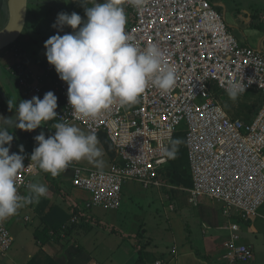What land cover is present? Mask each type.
Masks as SVG:
<instances>
[{
  "label": "built area",
  "instance_id": "1",
  "mask_svg": "<svg viewBox=\"0 0 264 264\" xmlns=\"http://www.w3.org/2000/svg\"><path fill=\"white\" fill-rule=\"evenodd\" d=\"M122 4L133 17L126 30L130 42L141 50L157 45L164 64L176 69V84L166 94L149 85L134 106L114 103L95 119H78L68 104L67 84L55 72L54 90L63 100L55 121L104 133L118 153L116 163L107 170L70 164L66 170L72 172V186L89 195V206L116 209L124 184H158L157 170L168 162L163 149L184 125L191 184L181 189L188 194V203L196 206L207 198L223 204L226 213L257 215L264 205V102L254 120L244 123L225 112L214 87L226 93L227 81L240 79L247 85L244 94L250 89L264 93V54L242 46L208 0H146L143 9L127 0ZM26 75L17 74L19 84L29 89ZM30 163L24 162L25 168ZM38 170L37 166L20 173L19 194L27 190ZM228 229L225 258L230 263L253 261L252 251L238 243L239 226L232 224ZM12 242L3 222L0 256Z\"/></svg>",
  "mask_w": 264,
  "mask_h": 264
},
{
  "label": "clouds",
  "instance_id": "2",
  "mask_svg": "<svg viewBox=\"0 0 264 264\" xmlns=\"http://www.w3.org/2000/svg\"><path fill=\"white\" fill-rule=\"evenodd\" d=\"M80 2L86 19L76 12L58 13L53 27L62 30L66 26L73 31L64 35L58 32L43 45L47 63L67 84L68 104L78 119H95L114 103L121 107L134 106L149 85L164 94L174 88L176 69L164 64L162 50L154 44L141 50L130 42L131 37L125 31L127 16L122 6L123 0ZM127 3L143 9L146 0H127ZM17 51L18 58L13 60L14 65L20 60L19 49ZM16 68L18 72L23 70L19 64ZM246 87L240 79L229 80L225 92L230 100L236 101L244 94ZM57 106L56 95L48 91L42 99L33 96L18 104L10 99L8 108L9 111L16 108L15 120L0 117V224L17 215L20 209L39 203L47 195L46 185L32 181L26 186V194L22 195L25 191L19 194L17 177L22 171L38 166L43 172L56 177L70 164L82 160L101 171L105 166L96 133L90 131L86 134L80 127L67 121L52 125L54 135L46 138L41 132L34 137L37 147L31 153V163L27 168L23 162L25 155L22 144L19 145L20 154H9L14 137L8 129L15 126L21 131L32 132L45 122L56 119ZM183 143L180 138L170 137L169 146L163 149V156L175 159ZM223 260H227L225 255Z\"/></svg>",
  "mask_w": 264,
  "mask_h": 264
},
{
  "label": "crops",
  "instance_id": "3",
  "mask_svg": "<svg viewBox=\"0 0 264 264\" xmlns=\"http://www.w3.org/2000/svg\"><path fill=\"white\" fill-rule=\"evenodd\" d=\"M210 3L216 10L222 7L225 11V5L220 0H210ZM126 10L129 12V15L128 26L127 28H125V31L129 28L133 20L131 12L128 9ZM260 13L261 14L258 18L260 21L264 22V10L260 9ZM227 27L230 33L232 35H235L236 40L242 46L259 50L261 53L264 54V34L259 35V37H257L256 35L247 36L244 31H242L241 34L235 32V30L238 29L237 25L235 27L231 24ZM24 32L25 30H23L22 33L24 34ZM9 51H11V48ZM24 60L26 59L24 58ZM31 60L32 59L23 61L24 65L28 66L29 63H33ZM7 61L11 62L8 65H14L11 57L10 59H7ZM43 65L47 66L48 68H51L52 70H47L45 73L44 70L41 73H34L30 70V68L23 69L21 71L23 74H27L26 80L28 83L27 85L30 87L29 89H26L24 86L20 85L19 80L15 82L16 86H14L12 80L9 78V75L7 73L4 77L0 75V117L12 118L13 120H15L17 114L16 108L13 107L11 111H9L8 108V102L10 99H13L18 104L19 101L30 100L33 96L43 97L44 94L48 91H52L56 95L58 105L57 108L63 106L62 98L54 90V84L56 81L55 69H53L54 67L50 66L48 63L41 64V67ZM223 106L221 107L223 108ZM228 111L229 113L225 110V112L230 117L240 119L244 123H251L256 116L255 113H246L245 110L237 108L235 105H230L228 107ZM54 123H57V121L53 120L45 122L44 125H41L39 127V132H43L45 134V137H48L49 135H54L55 130L52 128V125ZM8 130L9 133L14 137L12 141V153L20 154L19 145L22 144L24 146L23 155H25V159L23 162L30 161L31 153L33 149L37 147L36 142L34 143L31 139L23 138L22 135H25L24 131H22L23 133L20 134L21 130L16 128L15 126L11 127ZM105 137L108 139L106 135ZM108 141L110 142L109 139ZM10 152L11 151L9 150V154H12ZM116 154L117 155H115L114 157L108 156L106 158L109 165L106 166V163L104 166L105 168H103V170L109 169L114 163H116L115 160H117L118 153L116 152ZM104 155H106L105 152H103V156ZM181 155L183 154H177L176 158L177 160L179 159V161L175 160L176 158L168 159L171 163V167L168 168V174L166 177L165 174L162 173L161 175H159L160 179L158 180V184L152 183L149 184L147 187H144L143 185L139 184V188L142 191V196L145 192L150 197H152V195L155 198L158 197L161 203L156 204V202L153 203L149 200V202L152 203V206H157L160 209V213L158 214L159 216L157 217V225H155L152 217L153 215L157 216L158 211L155 213H144L143 217H138L137 215L133 214V217L135 219L138 217L137 219L141 222V225H148L149 227V232H145L146 234L144 240L135 241L133 245L127 244L130 243V240H127V238L131 239V235L134 229L133 225L129 228L121 226L120 230H117L118 227L115 226L116 224H112V226H115L117 229H115L114 227H109L108 232H106V228H104L103 226L100 227L99 225L94 223L95 229L87 232V234H82V230H79L80 235L78 233V235L75 236V240L86 235L89 236V238H84L83 240H81V246L76 244L72 245V241L70 243H57L51 237H49L47 240H44L43 242L37 239L35 237V234L37 232L44 234L46 233V230L51 227V225H53L52 227H54L55 224H59L62 221V218L65 215V211L62 205L57 206L54 203V198L58 197H55L57 194H59L57 190L59 188H62L63 183L68 177L69 172L71 173L72 178V172L69 170H65L60 175L53 178L50 174H47L39 169L36 175L31 177V181L32 179H34L32 183H41L46 185L48 189L47 195L45 197H42L39 203H34L32 205H28L20 209L17 215L9 218L4 222L6 228L9 229L8 231L11 234L13 242L9 252L4 257L0 256V264H156L158 262H161V264H231L228 260L226 263L223 261V255H225V252L227 250L225 247V243H228L231 236V232L229 231L228 227L229 225L236 223L231 222L229 214H227L226 217V212L224 210L223 204L218 203L221 205L222 214L226 218V222L223 225H220L217 222L218 220L216 219L213 211L203 206L200 207V205H192L193 207H195L193 208L194 210L188 209L185 212L189 215L188 218H190V222H186L184 220V218H187L185 217V213L183 214V216L173 214L176 213V208L180 205L182 200H184L183 198H180V203L177 202L178 195L181 192H184L183 189L189 188L191 184L190 179L188 180L190 172L189 163L187 161L186 149L185 163L175 164L177 162L180 163L182 161L180 158ZM76 163L80 165L79 162ZM84 168L92 169L88 167ZM177 170H180L181 174L186 172L187 174L183 175L184 178L188 181H184V178L177 177V175L173 174V172ZM122 187H124V189L123 193H121L120 196L121 201L125 199L129 200L128 196L132 195L130 192L136 189H131L128 183L124 184ZM125 188L127 190H125ZM24 194H26V191L22 193V195ZM173 200H175L174 203L172 202ZM176 202L177 205H175ZM131 205L133 204L131 203ZM128 208L129 207L124 209V212L127 215L129 214ZM256 216H258L257 218L259 219V221H257L253 227H250L248 225V228L244 233L243 229L241 232L242 227L237 224L240 227V239L238 243L242 244V240V242H244L243 245L247 247L249 246L250 249L253 247L254 241H257L255 238H258L260 233L264 232V214L259 212V214H257ZM195 222L200 225V232L195 235V239L194 237H192L193 241L195 240L199 242L200 239H202L203 241L205 240L208 243L206 251L207 253H205L204 255L202 254L201 257L194 258V255L196 254H194L193 252L191 236L194 233L193 225ZM105 223L106 225H108L107 221H105ZM80 225L82 228L85 226L82 223ZM50 229V232L49 230L48 232L49 235L52 236L54 234V228ZM118 231H120L123 236L128 237L123 240V242L127 244L125 246V249L116 252L114 251V248L117 246V243L114 242L113 239L117 236ZM99 232L106 233V236L108 237L106 240L112 241L114 243L113 246H111L112 248L108 250L107 254L101 252L98 248ZM92 234H94L93 242L91 241ZM240 234L243 236H241ZM73 237L74 236L72 235V238ZM154 238L158 239V241H154ZM262 241L264 242V239ZM209 243H211L212 245L210 248ZM71 246H73V248ZM84 248H89V251L84 252ZM93 251L95 252V254H92ZM22 255H24V258H21ZM252 263H255V255L254 261Z\"/></svg>",
  "mask_w": 264,
  "mask_h": 264
},
{
  "label": "rangeland",
  "instance_id": "4",
  "mask_svg": "<svg viewBox=\"0 0 264 264\" xmlns=\"http://www.w3.org/2000/svg\"><path fill=\"white\" fill-rule=\"evenodd\" d=\"M7 0H0V33L3 31V29L6 27L8 23V6H7ZM225 5V11L224 9L218 8L217 10L223 16L224 22L227 26L233 25L238 27V29L235 30L236 33L241 34L242 31H244L247 36L256 35L259 37V35L264 34V22L259 20L260 16V9L264 10V0H220ZM98 2L102 3L100 0ZM259 8V9H257ZM29 9V12H28ZM125 9V8H124ZM60 12H66L71 14L72 12H76L79 14L82 19H86L85 13H84V7L82 6L80 0H27V14H26V28L24 34L21 33L20 37L17 39L15 43L12 45L11 51L9 53V50H2L0 52V61L3 64V60L6 61L7 59L15 60L18 54L19 44L21 43V40L25 45L21 47V51L19 49L20 53V60L26 61L30 60L33 63H30L27 66V69L30 68V70L34 73H41L44 70V73L47 71L48 67L43 65L41 67V64L47 63L46 56H45V48L43 47L45 41L53 36L56 35L58 32L60 35H64L66 33H70L73 30L64 27L62 30H58L57 28L53 27V24L56 20L57 14ZM126 16H127V24L126 28L128 26V15L129 12L125 9ZM253 13V14H252ZM259 13V14H257ZM251 18V20H250ZM236 25H234V24ZM240 25V26H238ZM32 26L34 28H32ZM32 28V29H31ZM235 33V34H236ZM235 37V35L233 34ZM35 41V42H33ZM18 48V49H17ZM8 51V52H7ZM7 52V53H5ZM24 58L26 60H24ZM37 61V62H36ZM7 66L5 68L6 71H12L15 66L11 67ZM17 69V68H16ZM37 70V71H35ZM5 74L2 75L4 77ZM214 91L216 94V97L220 103L221 106H223L224 110H226L228 113V107L230 105H235L237 108L243 109L246 111V113H257L259 112L263 102H264V93L256 90V89H250L245 94L241 95L236 101H232L228 98L227 94L224 93L222 90H218L214 87ZM256 117V116H255ZM76 126L80 127L86 134L89 133L85 130V128L77 123H74ZM185 126L182 125L180 128L179 133H177L174 137L180 138L184 141V135H185ZM25 134H28L29 132H24ZM99 140V147L102 149L103 152L106 153L102 157L106 166L109 165L107 161V157H114L116 154V149L110 144L108 139L105 137L104 134L100 133L97 135ZM183 155L180 156L181 162L175 163V164H184L185 163V141L183 144L179 147V152ZM105 157V158H104ZM80 165L92 169H97L93 164L88 163L86 160H82L79 162ZM186 166V165H185ZM105 168V167H104ZM168 169V167L165 169V171ZM98 170V169H97ZM177 177L184 178L185 172L181 174L180 170H177L175 173ZM54 178V177H53ZM34 179H32L33 181ZM186 183V182H185ZM129 187L132 190L130 193L132 195H129V200L125 199L121 201L120 208L116 211L111 210H104L101 208H88V204L90 203V197L89 195L79 189H76L72 186L71 181V173H68V177L66 178L65 182L63 183L62 188H59L57 191L59 194H57L54 198V203L59 206L62 205L65 215L62 218V221L59 224H55L54 227L51 225L50 228H54L59 233H62V226L69 225L70 220H74V217L78 219L79 224H85V223H95L99 225L100 227L106 228V232H108L109 227H118L117 230H120V227H126L129 228L133 225V232L131 235V239L127 238L128 236H123L120 231L117 232V236L113 239L114 242L117 243V246L114 248V251L118 252L120 250H124L125 246L127 244L133 245L135 241H142L144 240L145 234L149 232L148 225H141V222L137 219L138 217H143L144 213H155L157 212V216L153 215L152 219L154 220L155 225L158 223L157 217L160 213V209L157 206H152V203L149 202L152 201L153 203L156 202V204H160V199L157 197L155 198L153 195L152 197L148 196L147 193L144 192V195L142 196V191L139 188V184L137 183H128ZM124 187H122L121 193H123ZM125 190H127L125 188ZM151 191V190H150ZM127 196V195H125ZM147 197V198H146ZM180 198H183L182 202L180 203ZM188 194L181 192L177 197V202L180 203V205L176 208V213L179 216H183V214L189 209L194 210L192 205L188 203ZM173 203L175 200L172 201ZM177 202L175 205H177ZM131 203L134 205H131ZM137 205V206H136ZM198 205L203 206L211 211L214 212L217 222L220 225H223L226 222V218L223 216L221 211V205L211 201L207 198H202L199 200ZM61 207V208H62ZM128 208V215L124 212L125 208ZM198 207V206H197ZM75 209V212L74 211ZM158 209V210H156ZM156 210V211H155ZM261 212L264 214V206L258 211L257 214ZM133 214L137 215L138 217L135 219L133 217ZM184 220L186 222H190L189 215L185 213ZM258 216H250L247 218L246 221H243L238 218H231V222H234L238 224L241 228V232L243 229V233L246 232V229L248 228V225L250 227H253L254 224L259 221L257 218ZM107 221V224L105 221ZM139 221V222H138ZM136 225H134V224ZM115 225V226H112ZM264 224V223H263ZM194 233L191 236V244L193 245V252L194 258L195 257H201V255L207 253V241H203L200 239V241H193L192 237L195 239V235L200 232V225L198 223H194ZM9 230V229H8ZM206 230V229H205ZM146 232V233H145ZM246 234V233H245ZM241 235V234H240ZM67 236V235H66ZM64 234H62V241L66 238ZM243 236V235H241ZM92 239L91 241H94V234L91 235ZM98 248L101 252L107 254L108 250L112 248L113 242L106 240L108 237L106 236V233L99 232L98 234ZM84 238H89L88 235L84 237H80V243L79 245H82V241ZM127 238V240H130V243L125 244L123 240ZM76 237H73V242H75ZM257 241H254L253 247L251 248L254 255H255V263L251 264H264V242L262 241L264 239V232H261L258 238H255ZM61 241V242H62ZM154 241H158V239L154 238ZM241 243L244 244V242ZM105 246V247H102ZM211 243H209V248L211 247ZM73 248V246H71ZM249 247V246H248ZM89 248H84V252H88ZM95 251V250H94ZM92 252V254H95V252ZM9 252V251H8ZM228 255L227 253L225 256ZM21 258H24V255L21 256ZM217 261V258H216ZM204 264V263H203Z\"/></svg>",
  "mask_w": 264,
  "mask_h": 264
},
{
  "label": "trees",
  "instance_id": "5",
  "mask_svg": "<svg viewBox=\"0 0 264 264\" xmlns=\"http://www.w3.org/2000/svg\"><path fill=\"white\" fill-rule=\"evenodd\" d=\"M209 2H210V0H208ZM211 4V3H210ZM122 6H123V4H122ZM124 7V6H123ZM28 12H29V9H28ZM25 26H26V24H25ZM26 28V27H25ZM32 28H34L33 26H32ZM31 28V29H32ZM25 30V29H24ZM33 42H35V41H33ZM23 45H25V43H23V41L21 40V43L19 44V49H20V51H21V47L23 46ZM12 46H16V45H12ZM12 46H9V47H7L5 50H10V48H12ZM16 47H18V46H16ZM9 53H10V51H9ZM4 61V60H3ZM11 62H9V61H4L3 62V64L1 63V61H0V75H3V74H8L9 75V78L12 80V82H13V84H14V86H16V84H15V82L18 80V76H17V74H18V71H19V69H16V66L19 64V65H22V67H23V69H27V65H24V62L23 61H21V60H19V63L18 64H15V65H12L11 67H13V66H15L13 69H11L12 71H6L5 70V68H7V66H8V64H10ZM30 64V63H29ZM28 64V65H29ZM6 76V75H5ZM13 78V79H12ZM38 129H40L39 127H38ZM23 132L21 131V133L20 134H22ZM38 134H40V132H39V130H38V133H33V132H29L28 134H23L22 135V137L23 138H26V139H31L34 143H35V140H34V137L35 136H37ZM46 138H47V136H46ZM175 160H177V158L175 159ZM177 161H179V159L177 160ZM176 161V162H177ZM172 165H173V163H172ZM169 168V167H171V163L169 162V160H168V162L166 163V165L165 166H163V167H161V168H159L157 171H159L158 173H159V175H161V173L162 174H165V177L167 176V174H168V169L165 171V169L166 168ZM176 171H174L173 173H175ZM187 173L185 172V175H186ZM171 176V175H170ZM160 179V176L158 177V180ZM188 180H189V178H188ZM188 180H186L185 178H184V181H188ZM183 181V182H184ZM137 184H140V185H142L141 183H137ZM210 200V199H209ZM211 201H214V202H216V203H220V202H217L216 200H211ZM120 203H121V199H120ZM221 204V203H220ZM119 206H120V204H119ZM119 206L116 208V209H118L119 208ZM101 208V209H104V208H102V207H100V206H98V207H96V206H90V207H88L89 209H92V208ZM116 209H104V210H116ZM74 213H76L75 212V209H74V211H73ZM227 214H229V217L230 218H238V219H241V220H243V221H246L247 220V218L246 217H243L242 216V214H240V213H238V212H236V211H233V210H231V212L230 211H228L225 215H226V217H227ZM70 223L71 224H69V225H63L61 228H62V233H59L57 230H55L54 229V234L51 236V235H49V232H50V228L48 229L49 230V232H48V230H46V233H36L35 234V237L37 238V239H39L40 241H44V240H47L49 237H51V238H53V240L55 241V242H61L62 241V234H64L65 236H66V238L62 241V242H64V243H70L71 241H73L72 239V235L73 236H77L78 235V233H79V230L81 231L82 230V234H87V232H89V231H91V230H93V229H95V226H94V223H91V224H89V223H85L84 225V227L82 228L81 227V225L79 224V222H78V219L76 218V217H74V220H70ZM43 235V236H42ZM79 235H80V233H79ZM79 243H80V239H77V240H75V242H73V245L74 244H76V245H79ZM225 263L227 262V260H223ZM222 263V262H221ZM223 264V263H222ZM231 264H238V262H232ZM246 264H248V263H246Z\"/></svg>",
  "mask_w": 264,
  "mask_h": 264
},
{
  "label": "water",
  "instance_id": "6",
  "mask_svg": "<svg viewBox=\"0 0 264 264\" xmlns=\"http://www.w3.org/2000/svg\"><path fill=\"white\" fill-rule=\"evenodd\" d=\"M102 3L104 0H100ZM8 23L0 33V51L17 41L24 30L27 14V0H7ZM12 153V142L10 146ZM11 155V154H10Z\"/></svg>",
  "mask_w": 264,
  "mask_h": 264
}]
</instances>
